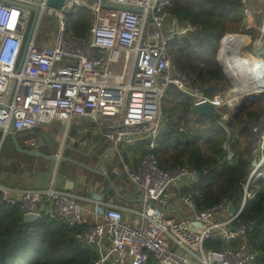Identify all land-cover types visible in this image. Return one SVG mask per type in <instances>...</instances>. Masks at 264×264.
Masks as SVG:
<instances>
[{
  "label": "built area",
  "instance_id": "obj_1",
  "mask_svg": "<svg viewBox=\"0 0 264 264\" xmlns=\"http://www.w3.org/2000/svg\"><path fill=\"white\" fill-rule=\"evenodd\" d=\"M15 2L38 4L40 18L52 16L58 23L39 45L35 44L34 32L18 72L16 66L29 23V9ZM233 2L242 12V29L250 33L223 35L218 59L224 68L220 51L227 37L248 36L249 41L237 49L239 53L247 44L251 48L264 47V10L257 8L264 0ZM169 5V0H65L57 9L47 5L46 0L0 1L2 136L11 134V127L14 133L54 122L68 125L73 118L107 122L103 135L121 159L112 173L125 174L135 185L138 209L134 211V222L125 221L120 208L103 201L101 194H94L90 200L102 205L103 210L101 214L94 211L99 219L85 224L81 204L71 194L51 185L23 190L17 198L0 184V203L17 206L23 215L34 214L38 219L46 216L78 228V243L96 253L90 264H147L149 253L156 264H255L257 252L246 243L254 222H235L246 202L259 194V181L264 180V112L254 114L247 124L249 170L240 185L239 208L223 197L198 210L193 193L180 190L192 187L200 175L195 177V170L186 164L163 168L157 163L159 128L168 122L162 100L171 86L189 97L192 107L209 103L223 126L228 125L224 119L234 116L239 109L231 106L232 99L240 95L238 91L234 89L239 94L231 97L207 94L175 66L169 43L174 37L196 32L197 27L171 14ZM77 7L86 8L90 14L86 39L67 29L65 15ZM233 46L235 42L227 48H236ZM241 55L252 56L257 67L262 65L261 61L264 63L262 55L252 52ZM257 75L258 81L264 80V74ZM138 141L147 142V151L132 170L121 158L119 148ZM232 142L228 137L222 143L226 160L236 155ZM25 143L32 151L37 150L34 140ZM206 173L204 170L203 174ZM171 186H176L178 199L189 211L190 219L166 215V192ZM230 205L234 206V213L229 211ZM210 242H219L220 247L207 248L205 244Z\"/></svg>",
  "mask_w": 264,
  "mask_h": 264
},
{
  "label": "trees",
  "instance_id": "obj_2",
  "mask_svg": "<svg viewBox=\"0 0 264 264\" xmlns=\"http://www.w3.org/2000/svg\"><path fill=\"white\" fill-rule=\"evenodd\" d=\"M169 3L171 14L197 27L196 32L174 37L169 43L175 66L207 94L213 95L218 86L226 94L229 83L216 53L223 35L241 32L240 7L233 0H169ZM65 19L73 35L80 39L88 37L90 14L86 8H74ZM192 108L190 98L177 88L171 86L167 90L162 100V110L168 118L167 130L160 135L155 150L157 163L163 168L186 164L199 172L200 177L192 187L180 190L193 193L198 210L223 197L239 208L240 185L249 170L247 151L238 145L235 157L226 160L222 143L229 133L247 137V124L258 112L248 113L244 108L232 124L223 126L218 118L197 115ZM259 184V194L246 202L235 223L254 222L246 243L257 252L255 264H264V180ZM78 232V228L46 216L25 224L17 206L0 203V264H90L96 253L78 243ZM205 246L217 249L220 243L210 242ZM147 264H156L150 253Z\"/></svg>",
  "mask_w": 264,
  "mask_h": 264
},
{
  "label": "crops",
  "instance_id": "obj_3",
  "mask_svg": "<svg viewBox=\"0 0 264 264\" xmlns=\"http://www.w3.org/2000/svg\"><path fill=\"white\" fill-rule=\"evenodd\" d=\"M28 11L29 23L25 38L33 13L31 10ZM57 25L56 22L55 28L48 33L53 32ZM37 32L38 27L35 40ZM62 125L59 122L43 124L14 132V137L12 133L2 136L0 131V184L8 187L17 198H20L23 190L43 189L50 185L67 192L81 204L85 224L99 219L94 211L101 214L103 206L95 205L90 199L94 194H101L103 201L121 209L125 221L134 222V211L138 209V193L135 185L125 174L116 176L112 173L113 167L120 166L121 159L103 135L107 122L98 123L87 118H73L68 125H64V128ZM51 126L56 127L55 133ZM42 133L53 134V142L40 141ZM31 139L35 142L36 151H32L31 146L25 143ZM14 141L19 148L15 146ZM121 147L125 149L123 153L119 150L121 158L134 170L135 163L147 148L141 141ZM26 149L30 152L26 153ZM41 153L56 157L51 159ZM168 212L181 217L178 211Z\"/></svg>",
  "mask_w": 264,
  "mask_h": 264
},
{
  "label": "rangeland",
  "instance_id": "obj_4",
  "mask_svg": "<svg viewBox=\"0 0 264 264\" xmlns=\"http://www.w3.org/2000/svg\"><path fill=\"white\" fill-rule=\"evenodd\" d=\"M254 2L257 3V0H254ZM257 8H260L263 11L264 10V2L262 4H260ZM258 15H259V13L256 14V18H258V21H260V16H258ZM56 22H57V19L52 17V16L43 15L40 18L39 26H38V32H37V38L35 40V44L39 45V44H41L43 42V40L45 38L47 39V36H46L47 34L46 33H48L49 30L55 28ZM241 31H243L245 33H250V31L244 30V29H242V27H241ZM252 35L254 36L255 34H252ZM252 35H251V38L253 37ZM238 36H240V35H238ZM255 38H257V36H255ZM245 44H246V42H245ZM219 49H220V43H219V48H218L217 53H216V60L217 61L219 60L218 59ZM248 52H252L251 47H250L249 44H247V46L243 47L239 54L248 53ZM218 63H219V65L221 64L220 61H218ZM263 64L259 68L263 69V67H264ZM220 67H221V69H222V71L224 73V76H225L226 80L229 83V86L227 88L226 94L223 93L222 91H220V89H221L220 86H218V88L214 91V94H217V95H220V96H224V97H226L227 95H228V97H231L232 95L239 94V93H235L234 92V86H233L232 82H230L231 80L228 77L226 71H224L225 68L223 67L222 64L220 65ZM259 94L253 93L251 95V98H249V99H252V100L246 101L244 103V105L242 106V109L240 111H238L234 116L231 115L230 118L224 119L225 120L224 123L225 124H232L234 122L236 116L244 108H246V111L248 113H253L255 111L258 112V113L259 112L263 113L264 112V94H261V95H259ZM231 106H233V107L237 106V104L235 103V101L233 99L231 101ZM229 113H230V111H229ZM255 114H257V113H255ZM194 118L197 119L198 116H194ZM228 131H229V129H228ZM228 137L231 138V140L233 141L231 145H232L233 150H234L235 153H236L238 145H240V148H242V151H244V150L247 151L249 133H248L247 137L246 136H242V135L236 137L235 135L233 136L231 133H229ZM141 143L147 148V142L146 141H141ZM121 146H120V152L122 151L121 153H123V152H125V149H122ZM123 146H124V144H123ZM126 146H128V145H126ZM121 155L123 156V154H121ZM175 195H176V186L169 187V189L166 192V197H167V205L166 206H167V210L171 211V212L178 211L183 219H190L189 211L185 207L184 203H182V201H180L177 196L175 197ZM166 215L169 216V217H174V216L177 217V215L175 213H170V212H168V214H166ZM192 220H193V223H195L196 225L199 224V222L195 221L194 219H192Z\"/></svg>",
  "mask_w": 264,
  "mask_h": 264
},
{
  "label": "bare ground",
  "instance_id": "obj_5",
  "mask_svg": "<svg viewBox=\"0 0 264 264\" xmlns=\"http://www.w3.org/2000/svg\"><path fill=\"white\" fill-rule=\"evenodd\" d=\"M248 40L249 38L246 35H231L225 39L224 46L220 51L223 54L225 69L233 82L234 89L240 93L239 96L233 99L238 107L241 106L242 99H249L253 93H260L264 90V80H257V74H264V67L261 69L255 66L253 64L255 61L253 57L241 55L239 54V50H237L241 43H245ZM234 42L235 46L233 47L236 48H227V46H231ZM255 44L257 45V42ZM229 50H231L230 54H228ZM249 60L251 63H249Z\"/></svg>",
  "mask_w": 264,
  "mask_h": 264
},
{
  "label": "water",
  "instance_id": "obj_6",
  "mask_svg": "<svg viewBox=\"0 0 264 264\" xmlns=\"http://www.w3.org/2000/svg\"><path fill=\"white\" fill-rule=\"evenodd\" d=\"M36 1H37V3H39L42 0H36ZM64 1L65 0H46V3L49 6L55 7L57 9H60L63 6ZM15 4L20 6V7L29 9V10H31L33 12L32 13V17L30 19V24H29V28H28V31H27V35H26V38L24 40L23 46L21 48V52H20L19 59H18V62H17L16 72H18L20 67H21V65H22V62H23V59H24V56H25V53H26L27 45H28L29 41L32 39L33 34H34V32L36 31V29H37V27L39 25V21H40V7H39L38 4L30 5V4H25V3H22V2H15ZM220 44H221V41H220ZM251 50H252L253 54L264 56V47L261 48V49H257V47L252 46ZM13 86H14V82L12 84L11 89L13 88ZM11 92H12V90H11ZM11 92H10V95H11ZM249 100H251V99H248V98L242 99L241 106L238 107L239 108L238 111H240L242 109V106L244 105V103L246 101H249ZM192 110L197 115L207 116V117H209L211 119H216L217 118L214 108L209 103H202V104H199V105H195V106H193ZM61 127L64 128V125H62ZM51 128L53 129V133H55V131H57L55 126H51ZM166 130H167V125H165V124L162 125L159 128V135L164 134L166 132ZM11 132H12V137H14L13 136V127H11ZM53 138H54L53 134H50V135L48 134L47 135L46 133H42L40 135L39 140L42 141V142L43 141L44 142L48 141V142L52 143L53 142ZM14 143H15V146L17 148H19L18 144L16 143V141H14ZM25 152L29 153L30 151L26 149ZM41 154L45 155V156H48L51 159L56 157L55 155L51 156V155H46V154H43V153H41ZM199 175H200L199 172L195 171V177L198 178ZM229 211L231 213H234L235 208H234L233 205L229 206ZM37 219L38 218H37L36 215L27 214V215H24V217H23V223H25V224L34 223V222L37 221Z\"/></svg>",
  "mask_w": 264,
  "mask_h": 264
}]
</instances>
